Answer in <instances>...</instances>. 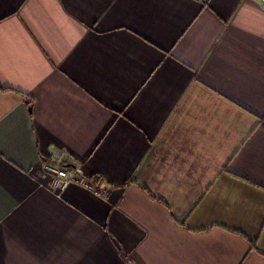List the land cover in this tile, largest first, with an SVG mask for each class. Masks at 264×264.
Wrapping results in <instances>:
<instances>
[{
	"label": "crops",
	"instance_id": "0c3cea01",
	"mask_svg": "<svg viewBox=\"0 0 264 264\" xmlns=\"http://www.w3.org/2000/svg\"><path fill=\"white\" fill-rule=\"evenodd\" d=\"M0 264H264L260 0H0Z\"/></svg>",
	"mask_w": 264,
	"mask_h": 264
},
{
	"label": "built area",
	"instance_id": "2783aa9c",
	"mask_svg": "<svg viewBox=\"0 0 264 264\" xmlns=\"http://www.w3.org/2000/svg\"><path fill=\"white\" fill-rule=\"evenodd\" d=\"M260 1L264 7V0ZM50 158L57 163L60 162V160L65 159L63 152L59 150H53L50 152ZM47 171L49 172L50 182L53 187L65 188L69 183L72 182L83 186H88L90 188L92 187V189L98 193H102L101 191H107L106 188H102L100 190L98 182L94 181L92 176H88L86 173H84L81 166H72L71 169H68L57 166L56 164H51Z\"/></svg>",
	"mask_w": 264,
	"mask_h": 264
},
{
	"label": "rangeland",
	"instance_id": "374dc122",
	"mask_svg": "<svg viewBox=\"0 0 264 264\" xmlns=\"http://www.w3.org/2000/svg\"><path fill=\"white\" fill-rule=\"evenodd\" d=\"M50 150H51L50 152H52L53 150H57V151L59 150V151L63 152L65 159H62V160H60V162L57 163V162L53 161L50 158V154H49L48 155L49 156V158H48L49 161L44 165V172L46 174H48V176H49V172L47 171V169H49V166L51 164H56L57 166L64 167V168H68V169H71L72 168V157H68L69 155L66 154V152L64 150H61L60 148L56 147L55 145L54 146H51V149ZM47 165H49V166H47ZM49 179H50V176H49ZM50 184H51V182H50ZM70 184H72V182L69 183L67 186H69ZM55 188H58V189H61V190L64 189V188H60V187H55Z\"/></svg>",
	"mask_w": 264,
	"mask_h": 264
},
{
	"label": "trees",
	"instance_id": "16d2710c",
	"mask_svg": "<svg viewBox=\"0 0 264 264\" xmlns=\"http://www.w3.org/2000/svg\"><path fill=\"white\" fill-rule=\"evenodd\" d=\"M48 158H49V157H47V156L45 157V156H44V160H45V162H47Z\"/></svg>",
	"mask_w": 264,
	"mask_h": 264
}]
</instances>
